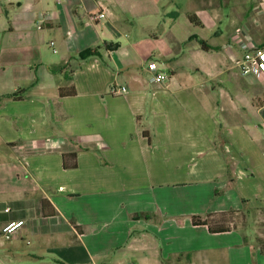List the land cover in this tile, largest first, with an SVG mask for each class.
<instances>
[{
	"label": "crops",
	"instance_id": "0c3cea01",
	"mask_svg": "<svg viewBox=\"0 0 264 264\" xmlns=\"http://www.w3.org/2000/svg\"><path fill=\"white\" fill-rule=\"evenodd\" d=\"M240 29L264 45V0H0V264H264V80L237 72ZM200 51L226 56L225 115L215 84L178 79ZM244 208L256 244L193 224Z\"/></svg>",
	"mask_w": 264,
	"mask_h": 264
},
{
	"label": "rangeland",
	"instance_id": "374dc122",
	"mask_svg": "<svg viewBox=\"0 0 264 264\" xmlns=\"http://www.w3.org/2000/svg\"><path fill=\"white\" fill-rule=\"evenodd\" d=\"M226 13H228V10H225V13H224L225 18L227 19L228 18L227 15L229 14H226ZM223 60L226 61V56L224 52H221V53L210 52V54L208 55L203 53L202 51L198 52V55H194L193 53L189 55L188 53L186 57L183 59V62H184L183 68L180 70L178 74L179 80H183V81L193 80L194 82H207L209 83V86L211 87L214 84L217 86V89L214 90L215 91L214 97L216 98L217 95L220 96V100L216 101V105H215V113L218 115H225L226 113L230 112L228 109V104L230 103V101H228L226 97H228L229 99H230V96L235 97V95L237 94L235 93V91L238 90V88L236 89V85L234 84L232 79L228 77V75L218 76V73H216V70H214L215 69L214 65H218ZM237 72L239 73L240 71L238 70ZM239 74L241 75V73ZM69 76H70V73H64V74L59 75V77L62 78V81L64 83H71L69 80L70 79ZM241 76L245 77L243 75ZM222 88H225V89H222ZM226 91L228 93H226ZM1 155L2 153L0 152V156ZM252 216L253 218L255 217L257 219V223L255 226L258 229V231L260 233L263 232V235L260 238H264V215L261 213H258L257 215L254 212ZM222 218L228 220L227 225H229L230 227L236 226L242 229L248 227L249 222H250L249 219H245L243 215L241 214L228 215L225 217L216 216L212 220L220 221ZM233 231H235L234 233L239 235L241 238L243 237V240L245 242L251 241L252 244H256L257 236H256L255 229L249 228L247 232H245L247 234L246 236L245 235L243 236L244 231L240 229L233 230ZM199 241L203 244H209L213 242V239L209 237L207 233L205 232L202 233V231H199ZM231 253H232V249H231ZM21 264H31V261L28 259V260L22 261Z\"/></svg>",
	"mask_w": 264,
	"mask_h": 264
},
{
	"label": "trees",
	"instance_id": "16d2710c",
	"mask_svg": "<svg viewBox=\"0 0 264 264\" xmlns=\"http://www.w3.org/2000/svg\"><path fill=\"white\" fill-rule=\"evenodd\" d=\"M191 19L194 22L197 21L194 16H192ZM199 43L203 47L204 50H210L211 49L205 41L199 40ZM93 56H99L97 50H88L86 52H83L79 55L78 59L84 60V59H87V58L93 57ZM70 81H72L71 78H70ZM24 93H25V90H20L17 93H14L12 95L4 96V98H13L16 100H20V99H23ZM59 94L61 97L75 96L77 94V91H76L75 86H70V87L60 88ZM76 159H77V153L66 154V163H65L66 169H76L78 167ZM41 211H42V214L46 217L55 216L57 213L56 209L52 207L51 203L48 200H42ZM254 211L255 210H247V208H244L241 211L230 210L229 212H220V213L208 214L205 218H203L201 216H194L193 217V224L195 226H207L211 233H221V232H225V231L238 230L239 228L236 226L230 227L229 225H227L228 220H226V219L222 218L220 221H215L212 219L215 218L216 216L225 217V216L234 215V214H241L246 219V217L247 218L251 217V213ZM139 216L148 217L147 214H139L138 217ZM258 241L262 244V251L264 252V239L259 238ZM57 263L58 264H66L63 261H58Z\"/></svg>",
	"mask_w": 264,
	"mask_h": 264
},
{
	"label": "built area",
	"instance_id": "2783aa9c",
	"mask_svg": "<svg viewBox=\"0 0 264 264\" xmlns=\"http://www.w3.org/2000/svg\"><path fill=\"white\" fill-rule=\"evenodd\" d=\"M99 18H105V14L99 15ZM42 29V26L38 27ZM54 42L51 46H54ZM238 46L242 52V58L237 64V68L243 75L255 76L264 80V45L257 46L252 39L242 29L238 31ZM55 52H57L55 50ZM149 71L152 73V81L155 83H163L168 79L167 74L160 72L157 63H150L148 66ZM115 95H121L127 92L125 87L113 88ZM7 212L10 209H6ZM25 224V221H13L2 227L1 233L6 239H11L19 228Z\"/></svg>",
	"mask_w": 264,
	"mask_h": 264
}]
</instances>
